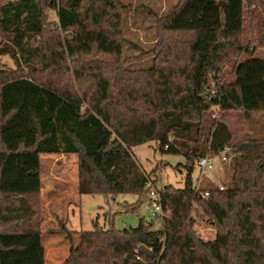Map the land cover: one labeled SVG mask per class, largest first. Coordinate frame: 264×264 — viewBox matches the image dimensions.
<instances>
[{"label": "trees", "instance_id": "16d2710c", "mask_svg": "<svg viewBox=\"0 0 264 264\" xmlns=\"http://www.w3.org/2000/svg\"><path fill=\"white\" fill-rule=\"evenodd\" d=\"M47 9L57 11V22H47ZM121 10V0L0 4L6 40L0 54H10L18 67L24 59L29 68H0V264L31 253L33 244L24 239L42 235L30 203L41 194V155L77 154L81 194H135L142 200L151 180L132 147L151 139L162 152L186 157L184 187L169 184L161 194L171 214L157 229L144 219L124 229L94 222L63 264H264V142L232 145L228 125L208 119L215 106L264 111L263 57L236 61L233 78L222 76L231 49L236 58L247 52L240 39L244 0H181L161 21L152 51L160 61L152 68L159 106L150 117L123 98L122 75L129 70L120 60ZM35 42L40 45L33 47ZM123 108L135 111L126 115ZM225 146L238 177L233 187H212L201 198L192 176L197 160ZM197 203L220 229L214 240L194 230ZM141 244L152 253L137 252Z\"/></svg>", "mask_w": 264, "mask_h": 264}, {"label": "rangeland", "instance_id": "374dc122", "mask_svg": "<svg viewBox=\"0 0 264 264\" xmlns=\"http://www.w3.org/2000/svg\"><path fill=\"white\" fill-rule=\"evenodd\" d=\"M7 0H0V4ZM181 0H121V35L123 53L120 60L129 70L122 75L123 98L132 106L140 105L146 116H154L159 106L158 74L152 70L160 61H156L153 49L159 43V25ZM57 11L46 10L48 23L57 22ZM244 28L240 34L243 47L236 58L231 49L228 58L224 59L222 76L228 80L233 78L232 69L236 61L250 55L264 58V0H244ZM179 37H182L181 35ZM6 40L0 35V42ZM45 41H48L47 38ZM38 42L33 43L36 47ZM26 59H31L26 57ZM111 59V56H107ZM21 67L10 54H0V68L5 70L22 69L27 73L29 68L24 59ZM27 61V62H28ZM36 65L38 59L31 60ZM41 65L38 66L40 68ZM141 70L146 71L150 80L146 79ZM153 100L155 105L149 103ZM135 111L123 108L126 115ZM209 121H222L232 132V145L242 142H264V111L257 110L245 113L241 109L221 110L219 106L211 109ZM132 152L149 176L152 184L158 189L166 185L182 188L185 184L186 157L184 154L162 152L159 141L148 140L132 147ZM206 155L215 157V169L204 173L197 166L193 171L195 185L201 190L223 185L224 189L233 187L237 176L235 158L217 157L212 151ZM41 178L43 191L40 197L30 203L36 208L40 237L30 236L25 243L33 244V251L27 254H16L5 259L3 264H63L72 247L80 243L81 233L94 228V222L101 228L113 225L117 229L136 227L140 220L153 223L154 228L160 226L162 219H154L148 209V194L142 200L135 194H118L115 199H107L103 194H81L78 190V155L70 153L41 155ZM255 179V177L253 178ZM202 198V197H201ZM29 200V199H28ZM128 202L129 204L120 205ZM138 204L135 210L131 208ZM197 203L194 230L204 240H214L219 228L205 214ZM74 231V232H71ZM70 233V234H69Z\"/></svg>", "mask_w": 264, "mask_h": 264}, {"label": "built area", "instance_id": "2783aa9c", "mask_svg": "<svg viewBox=\"0 0 264 264\" xmlns=\"http://www.w3.org/2000/svg\"><path fill=\"white\" fill-rule=\"evenodd\" d=\"M230 150L229 146H225L222 151H220L217 155V157H223L226 155V153ZM215 157L206 155L204 157H201L197 160V166L200 168V170L204 173H210L215 169ZM147 187L149 189L148 192V209L151 212L154 219H164L165 217H168L171 214V211L169 209H165L161 194L163 191L162 189L156 188L150 181L147 184ZM220 189H224L223 185L218 186ZM210 191L208 189L202 190L200 193L201 197H209ZM137 252L140 251V249L136 250ZM140 257L138 256V259Z\"/></svg>", "mask_w": 264, "mask_h": 264}, {"label": "water", "instance_id": "95a60500", "mask_svg": "<svg viewBox=\"0 0 264 264\" xmlns=\"http://www.w3.org/2000/svg\"><path fill=\"white\" fill-rule=\"evenodd\" d=\"M139 249H140V251H142L143 253H146V254H151L152 253V250L150 248H148L146 245H143V244H141L139 246Z\"/></svg>", "mask_w": 264, "mask_h": 264}, {"label": "crops", "instance_id": "0c3cea01", "mask_svg": "<svg viewBox=\"0 0 264 264\" xmlns=\"http://www.w3.org/2000/svg\"><path fill=\"white\" fill-rule=\"evenodd\" d=\"M73 153H71V155H72ZM41 190L43 191V179H42V188H41Z\"/></svg>", "mask_w": 264, "mask_h": 264}]
</instances>
